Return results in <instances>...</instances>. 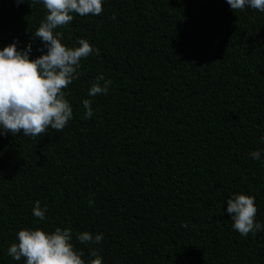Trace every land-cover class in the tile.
Masks as SVG:
<instances>
[{"label": "trees", "instance_id": "16d2710c", "mask_svg": "<svg viewBox=\"0 0 264 264\" xmlns=\"http://www.w3.org/2000/svg\"><path fill=\"white\" fill-rule=\"evenodd\" d=\"M46 11L0 0V49L45 53L33 32ZM73 17L55 30L61 42L86 39L93 53L64 89L72 118L37 137L0 134V264H25L7 254L19 230L57 227L71 229L86 264L92 248L103 264H264V12L103 0L100 15ZM101 74L111 85L90 97ZM239 193L254 197L262 225L247 236L227 212ZM85 231L102 241L80 242Z\"/></svg>", "mask_w": 264, "mask_h": 264}, {"label": "clouds", "instance_id": "9594fccd", "mask_svg": "<svg viewBox=\"0 0 264 264\" xmlns=\"http://www.w3.org/2000/svg\"><path fill=\"white\" fill-rule=\"evenodd\" d=\"M18 3L23 0H17ZM29 3H42L46 17L34 30L33 36L43 42L47 51L35 59L29 58L32 45L23 51L17 44H8L0 49V134L11 132L37 137L45 134L49 127L59 132L64 129L73 116L72 108L65 98L64 89L79 78L77 70L80 61L93 53V47L86 39H79L78 47H67L61 40L63 33L56 29L68 25L73 13L80 16L100 15L103 0H28ZM233 11L243 10L246 6L264 12V0H227ZM99 54V50H96ZM103 81V83H101ZM110 80L103 74L89 89L88 95L106 94ZM85 119L92 117L91 100H83ZM264 139V138H262ZM254 160L260 159V151L250 153ZM94 206V201H88ZM46 206L41 208L35 202L33 215L45 219ZM227 212L233 221L232 227L239 234L260 231L262 225L256 222L257 207L254 197L243 193L227 199ZM187 227L186 224L182 225ZM77 239L84 244H99L103 236L85 231ZM7 254L16 261L21 258L25 264H86L83 253L74 249L71 243V229L59 227L52 232L41 228H24L18 231L17 241L10 244ZM93 259L87 264H103L98 248L90 249Z\"/></svg>", "mask_w": 264, "mask_h": 264}]
</instances>
